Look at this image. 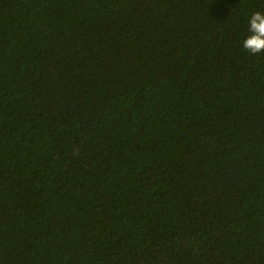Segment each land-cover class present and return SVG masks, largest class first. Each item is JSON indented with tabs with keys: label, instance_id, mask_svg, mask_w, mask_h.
<instances>
[{
	"label": "trees",
	"instance_id": "16d2710c",
	"mask_svg": "<svg viewBox=\"0 0 264 264\" xmlns=\"http://www.w3.org/2000/svg\"><path fill=\"white\" fill-rule=\"evenodd\" d=\"M264 0H0V264H264Z\"/></svg>",
	"mask_w": 264,
	"mask_h": 264
},
{
	"label": "clouds",
	"instance_id": "9594fccd",
	"mask_svg": "<svg viewBox=\"0 0 264 264\" xmlns=\"http://www.w3.org/2000/svg\"><path fill=\"white\" fill-rule=\"evenodd\" d=\"M248 33L242 47L252 55L264 52V12L256 11L251 14Z\"/></svg>",
	"mask_w": 264,
	"mask_h": 264
}]
</instances>
